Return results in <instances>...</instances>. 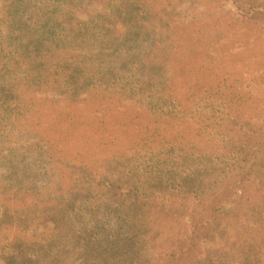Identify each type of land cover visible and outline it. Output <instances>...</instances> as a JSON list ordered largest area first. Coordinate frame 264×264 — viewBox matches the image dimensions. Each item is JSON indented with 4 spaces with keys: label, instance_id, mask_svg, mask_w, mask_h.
Masks as SVG:
<instances>
[{
    "label": "rangeland",
    "instance_id": "374dc122",
    "mask_svg": "<svg viewBox=\"0 0 264 264\" xmlns=\"http://www.w3.org/2000/svg\"><path fill=\"white\" fill-rule=\"evenodd\" d=\"M145 1L140 41L94 43L111 58L101 66L114 67L109 86L97 82L71 99L27 95L28 119L17 117L0 140V264H164L161 226L188 215L180 176L222 167L232 173L222 183L264 194V21L246 20L230 0ZM245 145L250 158L239 165L233 159ZM239 168L243 183L234 181ZM164 169L169 177H148ZM130 170L145 171L153 191L133 220L124 216L133 206L118 197ZM260 199L251 210L222 202L185 264H264ZM36 236L49 244L44 257ZM114 241L126 243L112 259Z\"/></svg>",
    "mask_w": 264,
    "mask_h": 264
},
{
    "label": "trees",
    "instance_id": "16d2710c",
    "mask_svg": "<svg viewBox=\"0 0 264 264\" xmlns=\"http://www.w3.org/2000/svg\"><path fill=\"white\" fill-rule=\"evenodd\" d=\"M230 1L246 20L264 21V5L256 0ZM146 3L145 0H0V140L3 141L10 131L15 130L17 117L24 115L26 119L30 115L27 95L45 90L71 99L95 86L97 82L109 86L114 77V67L108 65L103 70L101 66L103 62L110 64L111 58L102 53V49L96 54V50H93L94 43L97 45L98 42L102 46L107 43V46L114 49L111 46L114 41H121L119 45H127V40L132 39L140 41L143 38L142 31L145 30V16L142 14L150 13V7ZM81 15L86 19H79ZM99 55H102L101 59ZM127 60L132 63L131 59ZM17 111L19 112L15 113ZM6 128L12 130L6 132ZM249 153L250 150L245 145L238 148L236 157L232 159L242 165L249 160ZM256 158L258 161L263 159L261 152L252 157V160ZM222 169L210 166L190 171L184 177L180 176L182 184L179 191L182 194L181 201L185 202L182 208L185 213L188 212L185 217L189 221L186 222L183 217V224L179 225L176 220L168 218L164 227L161 226L164 240L169 241L165 246L163 243L164 254L168 255H164V264L187 262L196 248V236L208 231L209 219L212 217L211 223L215 221L218 216L215 213L222 202L234 201V206L245 205L250 210L260 204V198L264 196L260 190L245 188L244 185L240 189L230 183H222L224 177L226 181L232 176V173L229 176L222 175ZM170 172L169 169H164L149 174L148 177L156 180L159 175L169 177ZM247 174L239 168L233 175L234 181L243 183L244 179H248ZM146 178L145 171L138 175L130 170L125 175V180L118 181L126 191L118 193V197H124L123 204L133 206L125 217L132 216L133 220L150 206L147 200L153 191L149 190ZM85 181L86 188L79 192L84 193L86 199L90 198L91 185ZM62 189L57 191L61 192ZM71 193L75 197L78 192ZM135 224L141 226V219ZM35 241L39 246L38 252L44 257V249L49 246L47 239H37L36 236ZM177 241L178 248L175 251H178V256L175 257L173 249ZM19 243L22 242L16 241V246ZM93 243L98 245L96 241ZM113 243L115 241L111 244ZM123 243L126 242L116 241L114 246L107 247V255L114 259L124 246ZM134 244L135 242L130 243L131 246ZM37 260L38 258L35 259Z\"/></svg>",
    "mask_w": 264,
    "mask_h": 264
}]
</instances>
